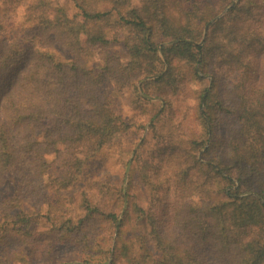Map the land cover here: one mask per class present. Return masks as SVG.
Returning <instances> with one entry per match:
<instances>
[{
    "label": "trees",
    "instance_id": "obj_1",
    "mask_svg": "<svg viewBox=\"0 0 264 264\" xmlns=\"http://www.w3.org/2000/svg\"><path fill=\"white\" fill-rule=\"evenodd\" d=\"M66 1L80 10L83 27L58 12L53 19L39 18L38 44H0V186L15 171L23 195L37 208L33 214H14L13 207L2 205L6 230L12 228L2 239L5 253L13 251L14 240L34 238L29 229L52 207V195L72 187L83 174L84 160L112 147L128 129L101 91L105 80L119 85L124 73L129 83L134 77L135 83L148 80L156 76L154 61L163 55L168 69L150 86L176 87L180 63L191 76L212 82L198 98L207 140L193 141L190 149L167 143L158 153L161 160L148 158L141 179L156 191L148 211L136 206L129 178L120 187L99 185L83 193L79 214L58 229L62 240L56 243L63 247L56 251L79 264H143L126 233L147 217L149 233L134 236L146 252L152 246L160 253L155 264H264V0H238L210 27L203 45L193 19L208 24L232 3L207 4L197 15L186 7L184 18H176L172 3L187 0H141V7L133 8L119 2L120 22L114 24L112 12L98 9L104 0ZM118 23L130 31L126 47L133 62L123 67L108 55L105 70L95 74L85 61L82 38L106 48L112 43L106 33ZM55 45L74 52L73 63L38 50ZM141 60L152 64L144 70ZM143 72L148 74L141 80ZM48 122L54 123L48 127ZM60 144L64 149L56 150L54 162L58 176L49 177L47 156ZM220 191H229L224 201L209 200ZM195 194L202 199L192 206L186 199ZM102 228L117 234V244L98 243L94 250ZM46 242L52 252V235Z\"/></svg>",
    "mask_w": 264,
    "mask_h": 264
},
{
    "label": "rangeland",
    "instance_id": "obj_2",
    "mask_svg": "<svg viewBox=\"0 0 264 264\" xmlns=\"http://www.w3.org/2000/svg\"><path fill=\"white\" fill-rule=\"evenodd\" d=\"M221 1L187 0L185 1L186 6L176 1L172 3L174 5L172 11L176 18H180L182 16L181 10L188 7L193 15H197L207 4L218 5ZM119 2L132 8L142 5L141 0H104L101 2L98 9L104 12H112L114 24L116 21L120 22L119 12L121 10L118 6L116 7ZM225 2L232 3V5L208 24L200 19H193L194 31L198 33V36L203 34L201 45L204 44L210 27L225 18L238 0H226ZM58 12L59 14L65 13L76 27L84 26L80 10L74 3L66 0H0V44L5 41H18L24 46H31L32 42L38 44L41 42L40 36H38L41 26L39 18L53 19ZM215 20L216 22L212 24ZM118 24L119 26L109 27L106 37L112 43L106 48L100 44L90 43L85 36L82 38V45L87 51L85 61L88 68L95 74L105 70L108 55L114 57L118 64L123 67L129 66L133 62L126 47L130 31L125 29L121 23ZM166 45L169 46L171 43H166ZM38 50L41 53L51 54L57 62L63 64H71L75 59L74 52L61 45H55L48 50ZM159 58L154 61L156 76L141 83H135L133 81L135 77L129 83L130 77L125 73L119 77V85L110 78L105 80L101 86V91L113 101L114 111L119 116L121 123L125 124V128L128 127V129L117 137L112 147L105 148L84 160L81 178L68 190L53 194L52 207L45 209L43 211L45 217L40 219V223L32 225L29 229V234L34 238L25 236L21 239V243L14 240L15 248L11 253H5L6 248L2 243L5 232L12 229L7 228L6 230L2 219V205H5L6 208L13 207L12 212L14 214L19 211L33 214L37 208L32 201L23 195L15 171H12L8 176L7 184L0 186V264H64L66 260H68L66 264H79L78 261L70 259L71 255H67L64 253L65 251L60 253L56 251L57 247H63V245H57L56 240H62L58 239L60 234L62 235L61 232H58L62 222L68 217L75 218L79 214L83 193L92 192L99 185L110 188L120 187L129 178L130 182L133 181L132 189L134 191L132 190V192L135 193L136 206L148 211L154 204L153 196L156 192L146 185L143 186L144 183L141 179V172L145 170L146 163L149 161L148 158L153 157L152 161L155 162L161 160L158 153L165 149L167 143L183 144L189 148L193 141L207 140L203 123L198 114V98L199 91L205 90L207 87L211 88L212 82L209 85L207 81H201L197 77L191 76L189 67L185 63H180L178 65L179 74H174V77L178 79L176 87L168 86L166 83L150 86L168 69L164 56L160 55ZM141 63L144 70L152 64L150 60H141ZM136 74H139V71H136ZM147 74L143 72L141 80ZM201 77L205 76L201 74ZM53 123L48 122V127ZM63 149L64 146L60 144L58 149L47 156V161L52 163L49 177L56 178L58 176V167L54 165L56 150ZM204 153L205 150L200 151L199 154L202 157ZM138 155L142 156L140 163L137 161ZM228 192L226 191V193ZM226 193L220 191L209 200L212 202L224 201L227 198ZM201 199V195L195 194L186 200L193 206L198 204ZM136 224L134 230H129L126 233V239H132L133 244H135V256L143 264L157 263L160 259V253L152 246L148 247L149 251L146 252L145 248L137 244L134 236L135 233L138 235L149 233L147 217L138 219ZM97 234L99 237L94 250L98 249V243L101 247L104 244L109 246V243L112 246L117 244L118 236L111 229L102 228L97 231ZM51 235L52 252L46 242V239ZM26 243L30 244V248ZM23 250L27 251L26 257H24Z\"/></svg>",
    "mask_w": 264,
    "mask_h": 264
},
{
    "label": "water",
    "instance_id": "obj_3",
    "mask_svg": "<svg viewBox=\"0 0 264 264\" xmlns=\"http://www.w3.org/2000/svg\"><path fill=\"white\" fill-rule=\"evenodd\" d=\"M235 3H236V2H235ZM227 11H228V10H227ZM227 11H226V12H227ZM215 22H216V20H215L214 22H212V24H214ZM207 31H208V29L206 30V32H207Z\"/></svg>",
    "mask_w": 264,
    "mask_h": 264
}]
</instances>
